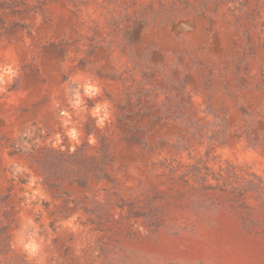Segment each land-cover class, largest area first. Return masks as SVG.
Wrapping results in <instances>:
<instances>
[{"label":"rangeland","instance_id":"1","mask_svg":"<svg viewBox=\"0 0 264 264\" xmlns=\"http://www.w3.org/2000/svg\"><path fill=\"white\" fill-rule=\"evenodd\" d=\"M9 50L0 264H264V0H0Z\"/></svg>","mask_w":264,"mask_h":264},{"label":"clouds","instance_id":"2","mask_svg":"<svg viewBox=\"0 0 264 264\" xmlns=\"http://www.w3.org/2000/svg\"><path fill=\"white\" fill-rule=\"evenodd\" d=\"M4 55L10 62L0 64V92L5 91L6 86L9 85L19 74V70L15 60L13 59L11 50H9V52L5 53ZM71 82L73 84H78L74 95L69 100V104L74 110L84 108L85 98L91 100L100 94L101 90L97 84L90 80H86L81 76L74 77ZM81 89H83V95H81ZM69 91H71V89H69ZM61 115L66 118L64 123L67 127V125L71 123V117L67 111L62 112ZM91 115L97 118V126L103 127L105 120H107L109 117L108 105L106 103L103 105H95ZM68 135L73 141L79 143L77 139L79 133L75 130V128L69 131ZM89 142L94 143V140L90 138ZM16 171H22V169L17 168ZM73 219H75V217H73ZM67 226L71 227V222H69ZM36 227L37 226L33 223V221L28 219L26 225L22 224L21 232L17 234L16 239V245L21 247L30 258L38 256L41 251L42 241L38 240L36 237ZM26 228L33 229L31 235H25Z\"/></svg>","mask_w":264,"mask_h":264}]
</instances>
